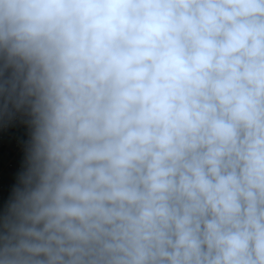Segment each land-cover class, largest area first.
<instances>
[{"label":"clouds","instance_id":"clouds-1","mask_svg":"<svg viewBox=\"0 0 264 264\" xmlns=\"http://www.w3.org/2000/svg\"><path fill=\"white\" fill-rule=\"evenodd\" d=\"M0 264H264V0H0Z\"/></svg>","mask_w":264,"mask_h":264},{"label":"crops","instance_id":"crops-1","mask_svg":"<svg viewBox=\"0 0 264 264\" xmlns=\"http://www.w3.org/2000/svg\"><path fill=\"white\" fill-rule=\"evenodd\" d=\"M5 133L6 134L3 143L0 144V175L3 177L4 183L6 185V190L1 195H6L10 185L15 182V176L18 173V171L15 172L5 170L4 167L6 163L11 160L15 164H20L21 166H23L24 162V155L10 153L9 149L13 146L15 140L13 134L15 133L20 139V143H23L25 137L27 136V130L23 125L17 123L10 129L5 130Z\"/></svg>","mask_w":264,"mask_h":264},{"label":"built area","instance_id":"built-area-1","mask_svg":"<svg viewBox=\"0 0 264 264\" xmlns=\"http://www.w3.org/2000/svg\"><path fill=\"white\" fill-rule=\"evenodd\" d=\"M5 130L0 131V144L3 143L4 137H5ZM14 144L12 147H10V153L11 154H19L24 155V142L27 140V136L25 137V140L23 143H20V139L17 137V135L14 133ZM5 170L7 171H19L22 166L20 164H15L11 160L8 161L5 165ZM6 190V185L4 183L3 177L0 175V195L3 194Z\"/></svg>","mask_w":264,"mask_h":264}]
</instances>
